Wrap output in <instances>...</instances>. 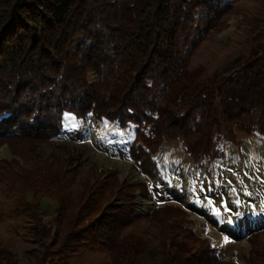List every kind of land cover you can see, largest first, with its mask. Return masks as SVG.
Returning a JSON list of instances; mask_svg holds the SVG:
<instances>
[{"label":"trees","instance_id":"16d2710c","mask_svg":"<svg viewBox=\"0 0 264 264\" xmlns=\"http://www.w3.org/2000/svg\"><path fill=\"white\" fill-rule=\"evenodd\" d=\"M239 0H0V187L54 194L45 223L38 199L19 197L11 210L31 225L27 264H70L100 248L105 264H138L147 237L119 232L149 217L166 228L160 264H228L191 228L175 205L152 209L144 182L115 171L87 176L77 203L67 190L76 166L39 160L37 144L58 138L66 116L134 126L129 158L146 179L164 142L179 143L193 164L221 156L219 142L237 133L264 137V27L249 31L247 54L222 75L188 68L190 54L219 33ZM145 208L146 214L139 213ZM248 264H264V228L247 235ZM0 264H19L0 240Z\"/></svg>","mask_w":264,"mask_h":264},{"label":"rangeland","instance_id":"374dc122","mask_svg":"<svg viewBox=\"0 0 264 264\" xmlns=\"http://www.w3.org/2000/svg\"><path fill=\"white\" fill-rule=\"evenodd\" d=\"M264 21V0H239L227 17L226 26L217 34L203 40L189 57L188 68L203 67L206 77L222 75L247 54L249 31L257 21ZM263 24L259 29H263ZM80 121L66 116L62 134L47 143L37 144L39 160L57 157L77 167L67 190V205L72 207L84 188L87 176L99 170L115 171L121 180L146 183L148 200L138 198L139 206L152 209L158 205L182 208L190 228L210 242L219 257L228 264H248L247 235L264 228V137L260 134L237 133L235 141L219 142L221 156L209 162L193 164L182 146L164 142L153 157L157 178L146 179L129 158V147L135 137L134 126L122 129L115 123L96 122L89 117L79 134ZM0 158L10 159L5 145ZM19 197L27 201L38 199L41 217L48 223L56 209L54 194L38 195L31 191L13 193L0 187V240L15 253L19 264H27L23 253L32 245L31 225L24 218L11 214ZM145 215L146 209H139ZM128 233L147 237V249L138 264H160L163 260L162 242L167 230L149 217L123 228ZM109 260L100 248L85 249L70 264H105Z\"/></svg>","mask_w":264,"mask_h":264},{"label":"bare ground","instance_id":"6f19581e","mask_svg":"<svg viewBox=\"0 0 264 264\" xmlns=\"http://www.w3.org/2000/svg\"><path fill=\"white\" fill-rule=\"evenodd\" d=\"M264 221H261L260 223H257L254 227H259L260 225H263Z\"/></svg>","mask_w":264,"mask_h":264}]
</instances>
